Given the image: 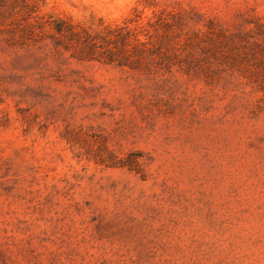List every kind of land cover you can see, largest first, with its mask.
Wrapping results in <instances>:
<instances>
[{
  "label": "rangeland",
  "instance_id": "rangeland-1",
  "mask_svg": "<svg viewBox=\"0 0 264 264\" xmlns=\"http://www.w3.org/2000/svg\"><path fill=\"white\" fill-rule=\"evenodd\" d=\"M0 264H264V0H0Z\"/></svg>",
  "mask_w": 264,
  "mask_h": 264
},
{
  "label": "trees",
  "instance_id": "trees-1",
  "mask_svg": "<svg viewBox=\"0 0 264 264\" xmlns=\"http://www.w3.org/2000/svg\"><path fill=\"white\" fill-rule=\"evenodd\" d=\"M55 28H56L57 30H61V29L63 28V23H62L61 20H58V21L55 22ZM91 54H92V53H90L89 56L93 57V55H91ZM108 54H109V53H108ZM103 60H104V61H107V62H112V61H113V59L111 58L110 55H107V57L104 58Z\"/></svg>",
  "mask_w": 264,
  "mask_h": 264
}]
</instances>
